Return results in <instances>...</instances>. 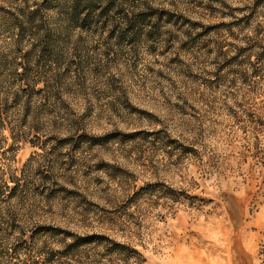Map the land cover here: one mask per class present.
<instances>
[{
	"label": "rangeland",
	"instance_id": "obj_1",
	"mask_svg": "<svg viewBox=\"0 0 264 264\" xmlns=\"http://www.w3.org/2000/svg\"><path fill=\"white\" fill-rule=\"evenodd\" d=\"M43 4L0 0V264H264V0H138L134 37Z\"/></svg>",
	"mask_w": 264,
	"mask_h": 264
},
{
	"label": "trees",
	"instance_id": "obj_2",
	"mask_svg": "<svg viewBox=\"0 0 264 264\" xmlns=\"http://www.w3.org/2000/svg\"><path fill=\"white\" fill-rule=\"evenodd\" d=\"M138 0H44V9L45 13L52 12L54 22V27L49 29L48 33L57 34L58 37L60 33H68L71 32V29H79V30H88L91 29L93 26L94 29L97 28L99 25L104 24V20H110L111 16L115 13H121V25L123 26L124 34L121 36L124 37H134L138 36L141 33L144 34V27L143 24L146 22L144 19L140 20L142 15L144 16V12H136L135 9L136 5L135 2ZM139 3V2H138ZM37 12V11H36ZM151 16V15H150ZM35 12L31 13L26 17L27 21L30 22L34 19ZM57 22V23H56ZM40 27V26H39ZM49 35V34H48ZM51 36V35H49ZM49 36L43 38V41L38 44L37 49L39 48L40 52L47 53L45 51H49L51 46L53 45V40ZM63 40V36H61ZM59 39V38H58ZM133 39V38H132ZM60 40V39H59ZM132 43V42H131ZM30 54V53H28ZM51 54V53H50ZM261 57L257 58L255 62H248L246 71H244V75H248L251 79L262 80L264 84V62H261ZM29 60L27 59L24 66L22 67L20 64V68L22 72L18 78L22 82H26L27 78V66ZM23 65V64H22ZM0 68L1 62H0ZM16 74V71H15ZM3 74H0V80L4 79ZM243 84H248L245 80H242ZM28 86L27 88H18L16 91V95L19 93H27V97L31 96L34 87H31L30 83H26ZM49 84L45 83L43 89L39 90L37 93H41L46 91ZM53 89V87H52ZM44 99H47V96H44ZM24 102H27L25 99ZM16 104H19V100L15 101ZM28 107L30 102L28 101L25 103ZM2 117V116H1ZM0 117V130L5 128V120ZM11 130L13 128H10ZM82 138H79V142H81ZM1 149V148H0ZM10 184L12 186H10ZM19 188L18 179L15 176H11L7 173L5 166H0V197L4 194L10 196L14 190ZM73 241L69 244V248H78L82 245H85L90 240V237H72Z\"/></svg>",
	"mask_w": 264,
	"mask_h": 264
}]
</instances>
